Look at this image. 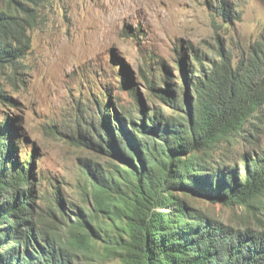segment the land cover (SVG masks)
Segmentation results:
<instances>
[{
	"label": "trees",
	"instance_id": "1",
	"mask_svg": "<svg viewBox=\"0 0 264 264\" xmlns=\"http://www.w3.org/2000/svg\"><path fill=\"white\" fill-rule=\"evenodd\" d=\"M6 2L0 7V64L16 65L31 48L35 16L29 5L35 1ZM221 9L227 21L235 17L226 2ZM219 55L193 79L180 64L193 101L179 97L168 73L162 71L159 80L145 74L152 94L174 113L146 106L127 83L136 109L122 107L110 116L108 105L99 102L104 114L89 135L74 138L116 162L109 168L87 163L85 185L95 215L120 231L107 249L118 253L121 264H264V229L226 225L177 194L230 206L264 205V149L243 153L241 174L223 145L234 144L264 105V31L238 61L223 46ZM14 122L0 123V264H75L81 249L107 228L83 214L63 235L62 198L54 207L37 201L33 154L20 160ZM170 204L173 210L166 211Z\"/></svg>",
	"mask_w": 264,
	"mask_h": 264
},
{
	"label": "rangeland",
	"instance_id": "2",
	"mask_svg": "<svg viewBox=\"0 0 264 264\" xmlns=\"http://www.w3.org/2000/svg\"><path fill=\"white\" fill-rule=\"evenodd\" d=\"M34 1L29 5L35 16L28 30L31 48L16 65L0 64V123L14 119L10 130L16 133L20 160L33 154L37 201L54 207L56 198H62L64 216L58 214V224L64 236L68 224L83 214L107 228L90 248L81 249L75 264H121L118 253L107 249L108 242L115 246L120 231L110 219L95 215L85 185L87 163L109 168L116 162L74 138L89 135L104 114L99 102L108 105L110 116L122 113V107L136 109L130 85L146 106L174 113L152 94L145 74L155 73L159 80L162 71L168 73L179 97L193 101V86L183 82L180 64L193 79L198 69L220 59L222 46L235 61L247 55L264 31V0ZM224 2L235 15L228 21L220 14ZM6 4L0 0V7ZM223 145L244 174L243 153L264 149V105L234 144ZM177 194L226 225L264 229L263 204L230 206L181 190ZM173 208L170 204L166 211Z\"/></svg>",
	"mask_w": 264,
	"mask_h": 264
}]
</instances>
